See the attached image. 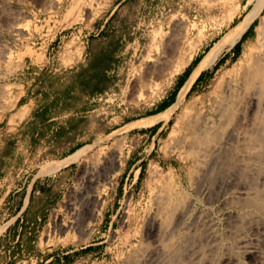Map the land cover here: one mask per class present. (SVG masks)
I'll use <instances>...</instances> for the list:
<instances>
[{"label":"rangeland","instance_id":"rangeland-1","mask_svg":"<svg viewBox=\"0 0 264 264\" xmlns=\"http://www.w3.org/2000/svg\"><path fill=\"white\" fill-rule=\"evenodd\" d=\"M262 17L264 0H0V264L12 246L15 257L7 264H123L153 247L140 241L159 193L173 200L165 235L177 214L187 217L186 228L161 240L169 254L164 264H239L250 248L261 250L258 264H264V155L258 150L248 159L233 157L215 175L207 163L217 151L199 162L196 140L206 132L197 131L202 119L213 118L221 85L241 73ZM80 66L88 69L86 77L107 68L108 78L90 103L93 111L77 122L81 130H20L29 99L34 106L47 104L42 120L61 115L64 107L85 106L86 90L56 77ZM175 93L171 105L147 115ZM232 119L230 127H243ZM157 122L165 129L144 128ZM225 131L215 145L225 138L218 149L232 153L236 141ZM241 131H252L255 143L254 130ZM120 142L115 179L108 184L98 178L85 188L82 168L99 169ZM76 145L84 148L79 160L68 154ZM33 184L14 242L19 196ZM85 189L87 197L102 201L101 218L90 234H78L74 222Z\"/></svg>","mask_w":264,"mask_h":264},{"label":"bare ground","instance_id":"bare-ground-1","mask_svg":"<svg viewBox=\"0 0 264 264\" xmlns=\"http://www.w3.org/2000/svg\"><path fill=\"white\" fill-rule=\"evenodd\" d=\"M254 40H255L254 42L251 41L252 49L249 50L245 63H243L241 73L238 76L236 75L232 78L227 79L226 82L223 83V85H221V89H219L220 90L219 96H217L212 101V110L210 111L213 113V118L211 119L207 116L204 117L202 119V124H199V126L197 127L198 128L197 131L206 130V132L204 131L205 132L204 135L201 134L203 135L201 136L202 140L197 137H196L197 139L194 138V140L196 139L198 141L197 148L200 149L203 154V155L202 154L199 155L200 157L199 162L202 161V158L204 157L205 153L209 154L210 151L212 150L217 151L216 154L213 153L215 155L213 156L211 163H207V164H210L208 171L211 174L216 175V173L218 174L220 172H223V169L225 168L227 170V166L229 165L230 161L234 160L233 157L237 159L239 157H242V160L245 157H247L248 159L251 154L255 153L258 150H260L259 155L261 156L264 155V17L261 18V22L258 27L257 35H256V38H254ZM210 111H207V112H210ZM232 117L238 119V121H241L244 124L243 127H238V128H236L235 126L232 127L233 122H232V126L230 127V121L234 120L232 119ZM220 130H224L222 134L226 132L225 130H229L230 131L229 137L237 142L236 143L232 141L237 145V148L232 153H230V151L223 152L221 149L220 150L218 149V147H221L223 143L226 145V143L223 141V140H227L225 138L223 140L221 139L223 142L222 144H220L221 142L220 143L218 142L219 146H217V144L215 145V143H217V139H219L218 133ZM241 130H254L253 133L254 134L256 133L255 134L256 136L254 135L255 143H251V137H250L251 135L249 134H251L252 131L250 133L247 132V134L249 133L247 135L245 133L246 131L243 132ZM253 140L254 138L252 139V141ZM122 147H123L122 142L115 144L110 149L108 156L104 158L102 166L99 169H97L94 166L91 167V165L90 167L84 166L82 168L83 171L81 172L80 181L85 183L84 184L86 186L85 188H92L93 185L95 184V180L96 179L98 180V178H101L102 180L106 181L108 184H111L114 178L113 174L116 171L120 170L121 168L119 158H120V153L122 151ZM232 147L233 145L230 146V148ZM235 147H233L232 149H234ZM211 157H209L208 155L209 159ZM196 168H198V166ZM239 168L241 169V167ZM167 181L170 184L172 183V179L169 174H168ZM86 194H87V191L85 189L84 195L81 198L82 202H80L81 210L76 213V217H75L74 227L78 234H81L84 232L86 234H90L93 231V229L96 227L95 222L99 221L101 218L100 206L102 204V201L99 200L97 197H87ZM159 194L160 196L162 195L161 193ZM167 194L168 193H165L163 195L166 196ZM160 196L155 197L156 201H155L154 213L146 217V221L144 223L143 233H142L141 241H140L141 243L147 242L149 243V245L151 243L153 247L148 251H139V252H135L129 255L123 264H164V258L167 257L169 254L168 253L166 254V252L164 253L162 251L161 240L164 238V236L166 238L169 235L174 234V233L175 234L173 236H176L177 231L175 230L184 229L186 225L187 217H186V213H182V214L180 213L179 215L177 214V217L174 223V228L172 226L173 230H171L170 233L167 232L168 234L166 233L167 235H165L164 225H165L166 218L168 217V215H170V212H171L170 210L172 207L173 200L169 199L171 198L170 196H167L168 198L166 199H164L165 196L164 198H160ZM254 197L255 196H253V199ZM120 222H121V227H123V229L124 227L127 228L128 226L127 218L124 220L122 219V221ZM205 233L204 234L201 233L202 235H199V236H203L205 235ZM181 234L183 235V232ZM181 234H178V235L180 236ZM194 237H196V235H193L192 238ZM176 238L174 237L175 241H177ZM194 241L196 242L197 238ZM176 251L178 250L176 249ZM174 252H175V247H174ZM260 255H261V250L250 248L249 250H247L244 260L239 264H258ZM188 256L189 255H187V257ZM167 261H168V258H167ZM225 264H233V263H232V260H229V261H226Z\"/></svg>","mask_w":264,"mask_h":264},{"label":"crops","instance_id":"crops-1","mask_svg":"<svg viewBox=\"0 0 264 264\" xmlns=\"http://www.w3.org/2000/svg\"><path fill=\"white\" fill-rule=\"evenodd\" d=\"M62 70L64 71L66 69H62ZM54 71L60 72L56 68L54 69ZM95 96L96 95H90L89 93H84V95L82 96L81 102L84 103L85 106H82L78 110L76 109L71 110V109H68V107L67 108L65 107L61 115H58L55 117L45 116L46 119L44 120L39 119V116L43 115V110H44V107L46 106H44L43 103H41L42 105H40V107H38V105L34 106L33 101L29 99L23 105L25 106V110L21 114L19 121H18L19 129L20 130H46L47 128H50L49 130H81V126L77 124V122L80 121L81 118L86 117L88 113L93 111V109H91L90 103L94 100ZM39 97L41 96L39 95ZM175 97L176 96L174 97L170 96V98L161 102L158 105V107L160 108V112L164 110L165 108H167L169 105H171L174 102ZM165 125L166 124L163 122H157L153 126L144 127V128H148V130H155V132H158L160 130H164ZM83 154H84V148L74 151V155H73L74 159L79 160L83 156ZM14 193H17V192L13 191L11 194L13 195ZM30 193H31V190L28 187H26L19 196L18 211L13 218L17 220V217H19V219L17 220V224H16L17 235L15 236L14 242H18V239L20 237L21 229L23 226V218L20 214L27 207L28 198L30 197ZM10 229L11 227L9 226L8 232L10 231ZM12 249H13V246L5 250V253L8 254V258H7L6 263L4 264H7V262L10 261L11 257L12 258L15 257L13 253L11 254Z\"/></svg>","mask_w":264,"mask_h":264},{"label":"trees","instance_id":"trees-1","mask_svg":"<svg viewBox=\"0 0 264 264\" xmlns=\"http://www.w3.org/2000/svg\"><path fill=\"white\" fill-rule=\"evenodd\" d=\"M247 33H248V30L242 35L241 39L233 46V48H232L233 49V52H237L238 47H239L241 41L245 38V36L247 35ZM199 60H200V58H195L191 63H194V65H196ZM221 61H222V58L217 61V63L215 64L214 67H216ZM105 69H107V68H103L102 67L100 70L92 71V75L91 76L89 75L88 77H86L85 76L86 75V70H88V69L84 68L83 66H80V67H77V68H71V69H68V70H64L62 73L57 74L56 77L59 78V79H64V78H67V77L68 78H71V79H74V80L77 81V84L79 86H81L82 88H84L86 90V93H89L90 95H95V94L102 93L105 90V88H106V84L105 83H107V79L108 78L104 74ZM184 74H186L185 78H187L188 75L190 74V71H188L186 69L184 71L183 75ZM42 75L43 76L47 75L46 74V71L44 73H42ZM200 77H201V74L198 76V78L196 79V81L192 85V87L189 90V92L193 89L194 85L200 79ZM183 83H184V81L178 82V84H179V87L178 88H180ZM171 96L172 97L176 96V93L175 94H172ZM45 106L46 107H44L43 115H44V112H46L48 110L47 104ZM64 109H65V107H64ZM158 112H160V109L157 107L156 109L150 111L147 115L148 116L149 115H153V114H156ZM60 131L61 132H64V130H60ZM80 146L81 145H79V146L76 145L75 147L71 148L68 151V154L73 153ZM33 191H34V184L32 186L31 193H33ZM31 193H30V195H31Z\"/></svg>","mask_w":264,"mask_h":264}]
</instances>
